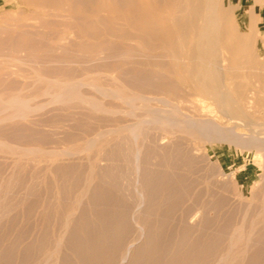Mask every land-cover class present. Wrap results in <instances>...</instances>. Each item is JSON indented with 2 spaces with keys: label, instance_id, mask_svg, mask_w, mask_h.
Wrapping results in <instances>:
<instances>
[{
  "label": "rangeland",
  "instance_id": "1",
  "mask_svg": "<svg viewBox=\"0 0 264 264\" xmlns=\"http://www.w3.org/2000/svg\"><path fill=\"white\" fill-rule=\"evenodd\" d=\"M233 1L235 82L264 90L262 1ZM79 6L0 0V264H264V133L219 127L171 31L144 49Z\"/></svg>",
  "mask_w": 264,
  "mask_h": 264
},
{
  "label": "bare ground",
  "instance_id": "2",
  "mask_svg": "<svg viewBox=\"0 0 264 264\" xmlns=\"http://www.w3.org/2000/svg\"><path fill=\"white\" fill-rule=\"evenodd\" d=\"M22 1H23V3L26 4V6H32V5L33 6H39L41 8V10H43V11H45L48 7H51L52 9H49V10H52V11H53V8L57 9V12H58V8H61V10L63 8V10H62L63 13H64V11H66V13H68V14L73 13L75 11L74 7L76 8L78 5L77 8H79L80 7L79 4H80L82 6L81 7L82 9H84V10H85V8L87 9L84 11L85 13L82 14V15H84V17H82V15H81V18H83V19L88 18V19H86L87 22H89L91 20L89 17H91V18H93L94 16H95V18H96V16L98 17V15H99L98 13L100 11L109 10L112 13L109 16L112 18V19H110L111 21L114 20L113 23L116 22L117 25L120 24V25H123L124 27H127V28L130 27L131 29L134 30V32H131V31L130 32L125 31L123 33L120 32L122 35H118V36H120V38H118V39L133 41V42L141 44V46L145 43L146 44L149 43L150 45L155 44V41L159 37L161 29H166L168 31H171L173 36H176L177 41L181 44V46L182 45L183 46L188 45L189 52H188L187 56H188L189 60L193 63V66L191 64V66H192L191 71L188 74L197 79L196 80L193 78L192 81L195 82V80H196V85L199 86L203 90L204 94L209 96L208 98H206V97L202 98L201 101L205 102V101H207V99H210L215 104L214 109H212L213 107H210V106H207V107L211 108L210 113L212 114L214 120H216V123H218L219 127L220 126L223 127V124H224L225 126H227V128L230 127V129H231L230 132L235 131L237 133H238V131L240 132L244 129H248L249 136H251L252 138L257 137L258 134H260V133H264V131H262L258 125H255L252 122L251 117L249 116V112L251 110H253L254 108L256 109V107L260 104L261 101L264 102V96H263L264 90L262 89V87L260 85L257 86L258 84L256 83V89H255V85H254V87L251 88L250 91H248L249 89H247V93L244 92V90H246V89L242 88L241 82L238 81L240 84L238 82L237 83L235 82V81H237L236 79H238V75L236 74L237 73L236 71L240 70L242 72V69L244 70L245 66H247V68H248V66H250V65H247L245 63L244 64L245 66H244L243 64H241L239 62L240 63L239 65L235 64L237 66L233 67L232 65H234V64L230 65L232 58L230 59L226 55L228 52H230L229 49L232 45H236V46L238 45V47H239V45L243 46V43L246 42L247 41L246 39L249 38V34L243 32V31L237 30L238 28L237 29L236 28L235 29L234 28L229 29V19L234 18L233 16L237 12L238 7H239L238 5H236V3L233 0H22ZM261 1H262V5L264 7V0H261ZM255 2L259 3V0H256ZM65 5L68 9L65 7ZM83 6H84V8H83ZM77 11H75V12H77ZM254 12H255V7L253 6L246 13L248 18L250 19V23L247 25L248 29H254L256 27L255 23H256L257 17H255ZM47 13L49 14V12H47ZM59 13H61V12H59ZM51 14H52V12H51ZM71 15L75 16V14H71ZM103 15L104 14H102V16ZM70 16H69V18H70ZM104 16H107V15H104ZM65 17H68V16H65ZM71 18L73 19V17H71ZM75 18L76 19L78 18L77 14H76ZM106 18L104 17L102 19L104 20ZM53 19L55 20L56 17ZM59 19H61V18H59ZM93 20L94 19H92L91 21L93 22ZM99 20H101V19H99ZM55 21H57V20H55ZM63 21H66V20L64 19ZM91 21L89 23H91ZM107 21H108V19H107ZM75 22H78V24H79V21H75ZM66 23L68 24L69 21L65 22L64 24L66 25ZM89 23H87V24H89ZM107 23H109V21ZM107 23H106V26L108 27ZM54 24L58 25V22H54ZM60 24H62V23H60V20H59V25ZM111 24H112V22H111ZM65 25H64V27H65ZM69 25H70V27L72 26L73 28L78 27V25H75L73 23L68 24V26ZM232 25H234V24H232ZM81 26L83 27L82 24H81ZM123 26H122V28H124ZM100 27H101V25H100ZM111 27H112V25H111ZM66 28H67V26H66ZM95 28H97V27H95ZM109 28H110V25H109ZM109 28H107V29H109ZM112 28H114V27H112ZM120 28H121V26H120ZM89 29H90V27H89ZM24 30H26V29H24ZM124 30H125V28H124ZM124 30H122V31H124ZM79 31H81V30H79ZM116 31H118V29ZM119 31H121V30H119ZM41 32H42V30H41ZM58 32H62V31L60 30ZM93 32H95V31H93ZM111 32L112 31H110V29H109L108 35H110ZM251 35H252V33H251ZM60 36L62 37L63 35L60 34ZM56 37H58V34ZM115 37H116V35H115ZM252 37L253 36H251V38ZM53 39L55 40V38H53ZM78 40H80V39H78ZM91 40H94V39H91ZM173 40H175V39H173ZM247 43L249 45H251V42H247ZM249 45H248V47H249ZM113 47H115V46H113ZM143 47H144V45H143ZM135 48H137V47H135ZM144 49H145V47H144ZM249 50H251L250 47H249L248 51ZM159 51H161V50H159ZM252 51H253V48H252ZM157 52L158 51H156L155 53H157ZM175 52H177V51H175ZM233 52H234V49H233ZM233 52H230V53H233ZM241 52H243V51H241ZM251 53L254 55L253 52H251ZM177 54L179 55V52ZM236 55H237V53H236ZM177 56H175V57L177 58ZM260 56H261V58H264V54H262ZM135 57H137V56H135ZM255 57H256V54H255ZM254 60H256V59H254ZM254 60H252V58H251V60H249V62L254 61ZM175 61L178 62V60H175ZM183 61H184V59H183ZM241 61L243 63V60H241ZM261 61H262V63L258 62L259 64L260 63L261 64H260V66L255 67V71H259V73L257 72L258 73L257 76L264 78V60L262 59ZM157 62H159V61H157ZM247 62H248V60H247ZM235 63H237V62H235ZM255 66H256V64H255ZM247 68H245V69H247ZM249 68H251V67H249ZM249 68H248V70H249ZM252 68H253V66H252ZM247 72H245V74ZM252 73H254V72H252ZM242 75L243 74H241V76ZM255 78L256 79H254V81L256 80L255 82H257L258 77H255ZM260 80H261V78H260ZM255 82H253V83H255ZM84 86H86V85H84ZM188 86H189V84H188ZM191 89H192V87H191ZM142 92H143V90H142ZM256 93H258V95L259 94L260 95L257 97V96H255ZM263 104L264 103H262V105ZM207 107H205V108H207ZM258 110L259 109H257V111ZM206 112H208V109ZM254 112H256V111L254 110ZM262 112H264V111H262ZM209 116H211V115H209ZM214 124H215V122H214ZM220 131H222V132L226 131L227 132V129L222 130V128H220ZM260 131H262V132H260ZM235 132H234V134H235ZM229 134H231V133H229ZM223 135L225 136L226 134H223ZM262 136H264V135H262ZM234 137L237 138L236 135ZM234 137H233V139H235ZM251 137L249 139L250 142H251ZM259 137H261V136H259ZM237 139L239 142L241 140V137L240 138L238 137ZM237 139H236V141H237ZM243 140L245 142L246 139H243ZM247 140H248V138H247ZM241 143L243 144V142H241ZM250 146H251V144H250Z\"/></svg>",
  "mask_w": 264,
  "mask_h": 264
}]
</instances>
